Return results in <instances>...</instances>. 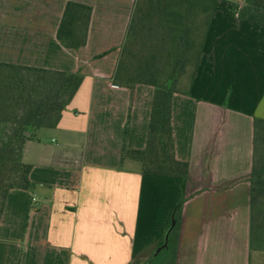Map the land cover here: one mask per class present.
<instances>
[{"label": "crops", "instance_id": "1", "mask_svg": "<svg viewBox=\"0 0 264 264\" xmlns=\"http://www.w3.org/2000/svg\"><path fill=\"white\" fill-rule=\"evenodd\" d=\"M69 1L93 10L79 48L60 37ZM104 2L0 0V62L84 75L57 126L24 146L33 187L7 195L0 264H130L159 245L180 197V179L122 159L124 146L147 144L155 88L113 84L134 0ZM184 75L171 118L176 158L189 163L176 264H264L250 238L264 27L219 1L201 58Z\"/></svg>", "mask_w": 264, "mask_h": 264}, {"label": "trees", "instance_id": "2", "mask_svg": "<svg viewBox=\"0 0 264 264\" xmlns=\"http://www.w3.org/2000/svg\"><path fill=\"white\" fill-rule=\"evenodd\" d=\"M219 1L134 0L113 84L132 93L139 84L152 85L155 94L145 148L124 147L122 159L140 162L145 175L180 179L181 193L159 245L147 249L130 264H151L161 258L162 250L168 253L162 264H176V238L182 222L189 163L175 155L173 95L188 66H197L201 58ZM230 1L240 18L264 27V0H243V4L240 0ZM92 11L89 5L69 1L60 37H67L75 48L85 45ZM83 80L84 75L78 72L0 62V221L9 191L33 187L32 166L23 161L26 142L36 135V130L57 126ZM250 181L251 247L264 251V118L259 117L254 120Z\"/></svg>", "mask_w": 264, "mask_h": 264}, {"label": "rangeland", "instance_id": "3", "mask_svg": "<svg viewBox=\"0 0 264 264\" xmlns=\"http://www.w3.org/2000/svg\"><path fill=\"white\" fill-rule=\"evenodd\" d=\"M110 2V1H113L114 2V4H121L122 5V3H126V2H131L132 0H105V2L104 3H106V2ZM122 1H124V2H122ZM220 1H230V0H220ZM107 3V7H109L110 8V6H109V4L110 3ZM122 2V3H121ZM240 2V4H243V0H240L239 1ZM112 3V2H111ZM113 4V3H112ZM113 4V5H114ZM1 7V6H0ZM232 7H233V3H232ZM237 14H238V12H236ZM239 15V14H238ZM63 16H64V14H63ZM199 42H200V38L198 37V40H197V44H199ZM192 67H193V65L191 64L190 66H188V69H192ZM185 76V75H184ZM71 102V101H70ZM68 107V106H67ZM39 130H36V133L38 132ZM124 147H126V146H124ZM127 148V147H126ZM161 249L160 248H158L157 249V252H159ZM256 250H258V249H256ZM161 258H156L155 260H153L152 262H151V264H162V263H164V260H163V258L165 259L166 258V255L168 254V253H166V250H162L161 251ZM166 262V261H165Z\"/></svg>", "mask_w": 264, "mask_h": 264}, {"label": "water", "instance_id": "4", "mask_svg": "<svg viewBox=\"0 0 264 264\" xmlns=\"http://www.w3.org/2000/svg\"><path fill=\"white\" fill-rule=\"evenodd\" d=\"M168 243V234L166 236V241H165V245Z\"/></svg>", "mask_w": 264, "mask_h": 264}]
</instances>
